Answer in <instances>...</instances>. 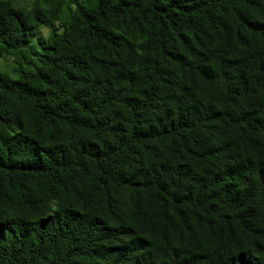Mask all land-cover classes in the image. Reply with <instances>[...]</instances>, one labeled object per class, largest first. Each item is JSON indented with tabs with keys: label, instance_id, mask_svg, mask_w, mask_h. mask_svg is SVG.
Listing matches in <instances>:
<instances>
[{
	"label": "trees",
	"instance_id": "16d2710c",
	"mask_svg": "<svg viewBox=\"0 0 264 264\" xmlns=\"http://www.w3.org/2000/svg\"><path fill=\"white\" fill-rule=\"evenodd\" d=\"M1 59L0 264H264V0H0Z\"/></svg>",
	"mask_w": 264,
	"mask_h": 264
},
{
	"label": "rangeland",
	"instance_id": "374dc122",
	"mask_svg": "<svg viewBox=\"0 0 264 264\" xmlns=\"http://www.w3.org/2000/svg\"><path fill=\"white\" fill-rule=\"evenodd\" d=\"M44 31L46 32L47 30H44ZM11 64L12 63L10 60H7V59H1L0 60V66L3 68H5V67H7V65H11Z\"/></svg>",
	"mask_w": 264,
	"mask_h": 264
}]
</instances>
